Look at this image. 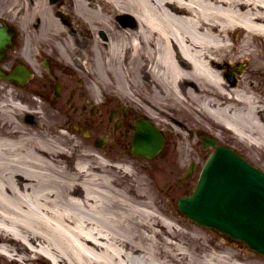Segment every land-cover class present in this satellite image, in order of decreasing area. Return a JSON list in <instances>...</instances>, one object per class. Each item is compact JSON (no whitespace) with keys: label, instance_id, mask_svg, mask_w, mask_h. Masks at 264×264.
<instances>
[{"label":"bare ground","instance_id":"1","mask_svg":"<svg viewBox=\"0 0 264 264\" xmlns=\"http://www.w3.org/2000/svg\"><path fill=\"white\" fill-rule=\"evenodd\" d=\"M14 9L16 20L23 10L31 25L40 20L26 39L36 69V54L46 52L70 66V52L80 48L73 39L84 37L82 67L30 79L83 78L86 90L68 101L67 89L59 98L49 92L45 100L37 88L0 80V264H264L167 210L147 181L171 184L208 154L188 152L198 142L180 135L177 127L192 128L177 113L264 151V45L255 43L264 39V0H14ZM26 25L21 19L20 30ZM103 101L130 104L168 127V150L135 157L101 112L87 120L72 114ZM90 130L112 146H91Z\"/></svg>","mask_w":264,"mask_h":264},{"label":"water","instance_id":"2","mask_svg":"<svg viewBox=\"0 0 264 264\" xmlns=\"http://www.w3.org/2000/svg\"><path fill=\"white\" fill-rule=\"evenodd\" d=\"M7 40L0 32V53ZM14 79L20 81L18 76ZM136 129L135 155L151 156L161 148V136L153 126L140 122ZM142 134L148 136L146 147L140 146ZM178 206L191 220L201 224L208 221L231 236L238 233L251 248L264 253V174L230 150H215L192 196L180 198Z\"/></svg>","mask_w":264,"mask_h":264},{"label":"rangeland","instance_id":"3","mask_svg":"<svg viewBox=\"0 0 264 264\" xmlns=\"http://www.w3.org/2000/svg\"><path fill=\"white\" fill-rule=\"evenodd\" d=\"M27 5H28V1H25V3L22 4V7L25 9L27 7ZM14 10H15L14 9V0H0V16L9 18L12 22H14V21H16V17H17L16 15H18V14H16V12ZM20 14H22V15H19L21 17L20 19H24V18L27 19L28 23H27L26 27L28 29L26 28L24 32H19L18 31V36L20 37V36L26 35L29 38V31H30L31 28H33L31 23L29 22V18H28L29 17V12L26 11V10H23V12H21ZM79 37H82V36H79ZM22 38H24V36ZM236 38H240V37H236L235 36V39ZM255 43L257 45L262 46V45H264V39L256 38L255 39ZM22 45H23V43H21V41H19V42L17 41V50L19 52L22 49ZM28 48H29V51L31 52V49H30L29 46H28ZM24 53H25V51H24ZM21 54L22 55H20V56L23 59L26 58L25 54H23V53H21ZM12 57H13V59H15L16 54H12V56L10 58H12ZM14 61H16V60H14ZM82 86L86 87L85 84H83ZM64 87H65L64 84H62V90H64L63 89ZM30 88H33V89L37 88L39 90V92L41 91L42 97L45 100H48V98H49L48 94L50 92L49 91L50 89L48 88V86L43 87L40 84L39 85L32 84ZM24 93H26V92H24ZM146 97L150 98V94H147ZM39 101H41V103L43 102L41 99H39ZM47 104L48 103L46 102V105ZM115 106H116V103H113V104H108L106 107L102 108V110H101L102 114L101 115L103 117L104 125H106V122H109L108 118H107L109 116L108 110H110L112 108H115ZM132 109H133L132 106L130 104H128L127 119H126L127 121L126 122L127 123L129 122V125H128L129 126V131H128V133L124 132V135H126L127 139H128V141H126V143H125L126 148L129 146V141H130V125H132V120L131 119L134 118V116H135L134 115L135 113L132 111ZM74 111L75 110H73L72 114H74L78 118H84V119L87 120L88 116H92V115H89L90 113L88 112V110L86 111V113H84L86 116H82V114L80 113L81 112L80 108H78L75 113H74ZM117 116L121 117L120 111L117 112ZM174 117H176L177 119H180L182 121L183 125L187 124L188 126H190L192 128V132H190L188 130H184L182 127H177L183 133V134H180V135L183 136V137H188L189 136L190 138H192L193 141L198 142L196 147L195 148H191L188 152H194V154H195L194 156L195 157L197 155L196 153H198V152H202V151H206V153L207 152H211V150H212L211 146H208L206 149H203L202 145H201V139L204 136V134L207 133L206 130H202L200 127H198L199 125L197 124V122L194 119H192V118L188 119L187 117H185V114L177 113ZM114 118L117 119L116 114H113V119ZM73 120H74V118H73ZM75 126H76V124H74V123H70L69 124V127L72 130H75ZM128 126H126V124L124 123V125H122L119 129H123L125 131V129L128 128ZM80 127L83 128L84 125H82ZM110 130L114 131L113 122L109 124V131ZM199 132H201V134ZM80 134H81V137H86V134H84V131H81ZM89 134H90L89 135L90 140H88V142H90L91 146H94L95 141L101 139L102 136H103V135L100 134V131H94V130H90ZM122 134H123V131H122ZM207 134L209 136H211V137H216L217 140H218V145L220 144V145H227V146L232 147L237 152H239L241 155H243L249 162H251L252 164L256 165L257 167H259L261 170L264 171V151L262 152V150L251 148V147H249L246 144L238 143L235 140L230 139L224 133L217 132L216 134H213V133L209 132ZM197 135H199V137ZM165 136H166V140H168L169 144H170V141L172 139H174V135H173V133H172V131L170 129H165ZM111 142H112L111 138L109 137L108 141H106L105 144H109V145L112 146ZM169 144H168V146L164 147L165 149H163V150H168ZM163 150H162V152H163ZM157 156H155V157H157ZM202 162H203V159H202L201 163ZM187 164L185 165V167L186 166L188 167ZM198 167L199 166H198V163H197L195 168H198ZM185 169L182 170L179 174H177L175 177L172 178V180L170 182L171 184L165 182V183H162L160 185H156L153 181H151L150 179H147L149 187H150L151 190L156 189L159 193H163L164 194V198H163L162 202H163V205L165 206V208L166 209L168 208L167 210L174 211V212L178 213L177 208H176L177 198L179 196L187 193L188 190L190 191L191 188H192V185L194 184V180L197 178L196 175H194L191 180L190 179L189 180L185 179V180H182L181 183H180L179 180H181L182 175L185 172ZM188 181H190L191 183L188 184ZM178 183H180V184H178ZM178 214H179V216L182 217V215L180 213H178ZM203 230L205 232H207L214 240L226 242L228 246H235L237 248H240L245 253L253 254V255L257 256L260 260L264 261V257H262L261 255H258V254H255V253L251 252L250 250H248L246 248V246L243 243L231 241L226 236L220 235V234H218V233H216V232H214L212 230H209V229H207V230L203 229ZM16 262L20 263V259L13 260V261H6V264H16Z\"/></svg>","mask_w":264,"mask_h":264},{"label":"flooded vegetation","instance_id":"4","mask_svg":"<svg viewBox=\"0 0 264 264\" xmlns=\"http://www.w3.org/2000/svg\"><path fill=\"white\" fill-rule=\"evenodd\" d=\"M12 54H13V51L8 54L7 58H10V56H12ZM10 59L13 60V58H10ZM15 59H17V58L15 57Z\"/></svg>","mask_w":264,"mask_h":264}]
</instances>
